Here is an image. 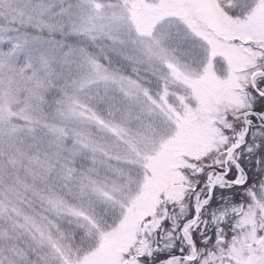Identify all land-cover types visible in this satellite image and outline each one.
<instances>
[{"label":"snow or ice","instance_id":"snow-or-ice-1","mask_svg":"<svg viewBox=\"0 0 264 264\" xmlns=\"http://www.w3.org/2000/svg\"><path fill=\"white\" fill-rule=\"evenodd\" d=\"M0 264H264V0H0Z\"/></svg>","mask_w":264,"mask_h":264}]
</instances>
